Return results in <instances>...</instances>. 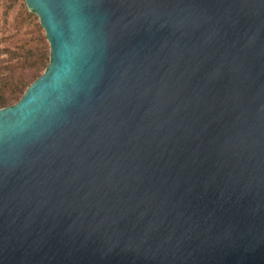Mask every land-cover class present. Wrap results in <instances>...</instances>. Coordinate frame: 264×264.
<instances>
[{
	"label": "water",
	"instance_id": "obj_1",
	"mask_svg": "<svg viewBox=\"0 0 264 264\" xmlns=\"http://www.w3.org/2000/svg\"><path fill=\"white\" fill-rule=\"evenodd\" d=\"M24 4L0 264H264V0Z\"/></svg>",
	"mask_w": 264,
	"mask_h": 264
},
{
	"label": "rangeland",
	"instance_id": "obj_2",
	"mask_svg": "<svg viewBox=\"0 0 264 264\" xmlns=\"http://www.w3.org/2000/svg\"><path fill=\"white\" fill-rule=\"evenodd\" d=\"M23 9H26L24 0H0V80L8 73V69H11L12 81L30 84L33 81V77L39 76L43 70L34 73L32 68L22 65V59L26 57L24 51L30 50L32 53H36L34 49H40L43 44L25 42L24 46L19 45L26 38L33 37L31 24L30 26H24L21 22L19 23V16H23ZM28 31L31 34L27 37L24 34ZM18 45L22 50H15L17 56H19V59L16 60L9 53L14 51V48H17ZM43 46L47 53V43Z\"/></svg>",
	"mask_w": 264,
	"mask_h": 264
},
{
	"label": "trees",
	"instance_id": "obj_3",
	"mask_svg": "<svg viewBox=\"0 0 264 264\" xmlns=\"http://www.w3.org/2000/svg\"><path fill=\"white\" fill-rule=\"evenodd\" d=\"M22 15L23 16H19V23L21 22L24 26H30L31 24V28H33L31 32L33 33V37H28L31 34L30 31H28L26 34H24L28 38L22 41V43H20L19 45L24 46L23 44H25V42L46 45L43 32L40 26L38 25L37 18L34 16V14L32 12L27 11V9H23ZM19 45L17 48L13 47L14 51L9 53L10 56L14 57V59L16 60L19 59V56H17L15 50H22V48H19ZM43 45L40 47V49H34L36 53H32L30 50L24 51L26 57L22 59L21 63L22 65H26L27 67L32 68L34 73L44 70L48 63V52L46 53L45 47ZM8 70V73L5 74L4 77L0 80V108L10 106L17 102L22 93L29 85L28 83L24 84L23 82L12 81V70ZM36 77H38V75L33 77V81L34 79H36Z\"/></svg>",
	"mask_w": 264,
	"mask_h": 264
}]
</instances>
